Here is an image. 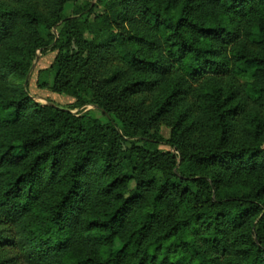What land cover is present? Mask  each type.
<instances>
[{
    "label": "trees",
    "instance_id": "1",
    "mask_svg": "<svg viewBox=\"0 0 264 264\" xmlns=\"http://www.w3.org/2000/svg\"><path fill=\"white\" fill-rule=\"evenodd\" d=\"M77 2L0 0V264H264V0Z\"/></svg>",
    "mask_w": 264,
    "mask_h": 264
},
{
    "label": "rangeland",
    "instance_id": "2",
    "mask_svg": "<svg viewBox=\"0 0 264 264\" xmlns=\"http://www.w3.org/2000/svg\"><path fill=\"white\" fill-rule=\"evenodd\" d=\"M81 2H83V0H78L77 4H80ZM74 6H75L74 3H68L67 5H65L64 10H63V16H69ZM102 10H103L102 6H99L94 11L93 15L90 17V20H93V17L97 14H100ZM84 37L87 40L92 39V36L88 34H85ZM71 49H75L74 44L71 45ZM58 54H59L58 51H54L51 49L47 50L44 53L38 52L35 60L32 63V67L29 71V74L26 77V80L24 82V87L27 89L29 95L32 97V99L35 102L40 103V104L51 103L61 109H68V108H71V106H73L75 103V100L72 97L68 95H64V94L54 93L50 89H40L37 87V82H38L40 73L52 66ZM82 114H88L92 118L97 119L101 121L102 123H105L107 120L103 116L102 112H100L97 109V107L92 106V105H88L87 107H85V109L82 111ZM155 132L164 139L169 138L170 130L169 128L165 126H160ZM129 144L130 143H127L125 146H128ZM159 150L169 151V152L172 151L169 147L164 146V145H161L159 147Z\"/></svg>",
    "mask_w": 264,
    "mask_h": 264
},
{
    "label": "water",
    "instance_id": "3",
    "mask_svg": "<svg viewBox=\"0 0 264 264\" xmlns=\"http://www.w3.org/2000/svg\"><path fill=\"white\" fill-rule=\"evenodd\" d=\"M27 80H28V78H27Z\"/></svg>",
    "mask_w": 264,
    "mask_h": 264
}]
</instances>
